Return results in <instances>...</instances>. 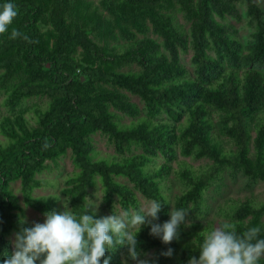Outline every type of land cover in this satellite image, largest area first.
Wrapping results in <instances>:
<instances>
[{
  "label": "trees",
  "instance_id": "16d2710c",
  "mask_svg": "<svg viewBox=\"0 0 264 264\" xmlns=\"http://www.w3.org/2000/svg\"><path fill=\"white\" fill-rule=\"evenodd\" d=\"M242 1L253 30L248 54H243L236 29L224 22L227 16H238L233 0H98L95 4L0 0V6L13 3L18 9L8 31L0 35V92L6 94L0 106L8 111L0 116L4 138L0 140V264L12 254L8 235L29 227L20 215L22 207L12 183L19 181L26 206L41 213L54 210L55 196L33 195L47 185L36 175L68 151L77 171L65 179L61 192L78 217L87 207L88 190L97 182L107 209L112 211L118 201L122 210L139 211L135 192L115 179L125 177L144 197L162 204L153 222H166L168 206L161 182L169 175L178 149L183 155L212 160L198 174L181 169L189 188L179 198L178 209L202 207L205 189L225 168L244 167L264 178V115L253 144L255 162L250 156L251 123L264 106V73L251 67L240 75L237 69L246 61L264 64V10L254 0ZM176 11L191 21L188 31ZM13 28L29 39H10ZM149 30L158 38L149 36ZM189 50L193 77L180 61L181 53ZM125 66L137 69L121 70ZM128 93L142 100L145 116ZM39 96L46 97L47 104L34 108L32 125L19 108ZM211 107L228 124L224 132L233 139L236 152L227 151L217 137ZM122 116L137 119L122 124ZM96 133L107 135L117 152L132 147L141 152L120 159L97 157L92 142ZM159 156L164 162L150 167ZM93 212L87 208L88 214ZM262 214L264 203L229 205L224 213L228 220L219 226L234 222L240 234L256 225L261 228L259 238H264V223L244 222V217L257 220ZM100 217L95 213L94 218ZM212 229V224L181 225L178 239L165 245L150 235L146 224L138 233L137 251L157 249L159 260L165 261L168 257L160 253L172 248L175 264H188L191 257L199 259L204 234ZM121 253L130 257L126 247H117L104 258L110 257V264H123Z\"/></svg>",
  "mask_w": 264,
  "mask_h": 264
},
{
  "label": "rangeland",
  "instance_id": "374dc122",
  "mask_svg": "<svg viewBox=\"0 0 264 264\" xmlns=\"http://www.w3.org/2000/svg\"><path fill=\"white\" fill-rule=\"evenodd\" d=\"M92 1L94 4L98 3V0H87ZM255 1V0H254ZM237 11L238 16H227L224 20L225 23L232 25L236 29V33L240 41L243 43L245 47V51L243 54H248V48L252 44V38L250 34L252 33V29L248 26L249 16L246 12V5L242 0H233ZM256 2V1H255ZM257 3V2H256ZM178 21L185 27L188 31L191 25V21L182 13L176 11ZM148 35L154 38H158L156 34L152 32V30L148 31ZM138 37H142L141 34ZM98 39V38H97ZM100 45H105L104 39L99 40ZM210 54L213 56L215 55L214 51H210ZM192 51L189 50L186 53H181L180 61L185 67L189 70L190 75L193 77L195 76L194 72V65L191 61ZM257 68L264 73V64L256 62V61H246L237 69L240 75H242L243 70L248 68ZM224 68L228 69L229 66L224 64ZM130 69H137L135 66H125L122 67L121 70H130ZM5 93L0 92V104L5 98ZM130 100L137 103L138 106L141 108V116H145L146 114L143 111V102L142 100L136 96L128 93ZM47 104L46 97H33L27 99L23 102L22 106L19 108V111L23 112L26 118L28 119L29 123L35 125L34 122V108H44ZM8 114L7 109L1 105L0 106V116ZM264 115V106L255 113L254 119L251 123V160L255 162L254 157V141L256 138V132L258 128V124L262 120ZM210 116L214 123V131L222 142V145L227 151L236 152V144L234 143L233 139L229 137L225 132V127L228 124H224L221 121L220 112L218 109L211 107L210 108ZM137 119V118H136ZM136 119H132L128 116H122L120 118V122L122 124H130L135 122ZM159 118H155L157 120ZM0 140H4V138L0 135ZM93 145L98 152L97 157L113 159L114 156L118 159L123 157H128L132 154L141 152L139 147H132L130 150H125L123 153L117 152L114 146L113 141L104 134L96 133L92 137ZM177 155L170 161L171 170L167 177H165L161 182V190L162 193L167 198V216L166 220L170 219V212L172 209L180 210L177 207V202L179 198L188 190L189 184L181 178L180 171L182 168L186 167L189 169L193 174H198L204 170H206L211 164L212 160L210 158L202 157V158H195L192 155H183L180 149L177 150ZM164 162V159L159 156L157 158V162L155 165H150V167L154 168L158 164ZM48 167L40 174L36 175L37 178L46 181L47 185L42 186L41 188H37L33 191L34 196H55L56 198H60L61 200H56L55 210L63 211V203L68 205V198L64 194H62L61 190L65 186V179L73 175L77 170L72 164L71 160V152L68 151L66 155L60 157L56 163L47 162ZM117 181L128 185L136 194L139 202L140 208L146 207L150 201H153L147 197H144L125 177H116ZM12 188L14 193L19 198V203L22 207V211L20 213L22 219L28 224L29 227L33 226L34 222L42 223L44 221V213L38 212L23 203L22 194L20 192V184L19 181L12 183ZM103 191L100 182H97L96 186L90 188L88 190L87 198L86 199V206L89 205L88 208L95 211L96 214L103 216H108L111 214H119L122 211L118 201H116L114 208L112 211L107 209L102 200ZM47 198V197H46ZM47 200V199H46ZM63 201V203H62ZM264 203V178L258 171L255 173H248L244 167H234L233 169L225 168L221 173L218 180L213 182L210 186L205 189L204 192V204L202 207L198 209H193L189 207L184 209L187 211V215L185 217V224L189 221L191 225L194 224H212L213 228L218 227L221 221L228 220L227 217L224 216L225 211L228 209L229 205H249V206H259L260 204ZM94 204H99L98 209L94 208ZM69 207V205H68ZM70 210V207H69ZM150 219V218H149ZM257 221L256 223H264V214H262L257 220L254 219L253 216L249 215L244 217V222L247 225L253 224V222ZM185 224H181L185 226ZM256 226V225H254ZM253 226V227H254ZM186 227V226H185ZM189 227V226H187ZM15 232L12 231L8 235V239L11 242V250L13 252V244L12 241L14 240ZM139 259H147L149 264H175L176 255L173 254L171 257H168L165 261L159 260V252L157 249H150L144 253L139 252ZM120 259L123 264H137L135 260L131 257H127L124 253L120 254Z\"/></svg>",
  "mask_w": 264,
  "mask_h": 264
},
{
  "label": "clouds",
  "instance_id": "9594fccd",
  "mask_svg": "<svg viewBox=\"0 0 264 264\" xmlns=\"http://www.w3.org/2000/svg\"><path fill=\"white\" fill-rule=\"evenodd\" d=\"M17 15L15 4L4 3L0 6V35L8 31ZM18 37L29 39L13 28L9 38ZM56 200H61V197ZM89 205L93 204H88L78 217L63 203V211H47L42 223L34 222L31 227L21 228L14 234L11 256L4 259L2 264H110V257L104 258L105 254L117 247H126L128 255L137 264H149L147 259L138 258L137 236L141 227L149 225L150 235L169 245L178 239V229L185 224L187 215L184 209H172L168 221L154 223L158 220L162 204L153 200L139 211L122 210L119 214L94 218L95 211L87 213ZM98 207L99 204H94L95 209ZM190 224L189 221L185 226ZM260 232L261 228L254 226L238 234L234 222H224L205 232L199 259L191 257L188 264H259L264 258V238H259ZM173 251L168 248L160 255L171 257Z\"/></svg>",
  "mask_w": 264,
  "mask_h": 264
},
{
  "label": "crops",
  "instance_id": "0c3cea01",
  "mask_svg": "<svg viewBox=\"0 0 264 264\" xmlns=\"http://www.w3.org/2000/svg\"><path fill=\"white\" fill-rule=\"evenodd\" d=\"M257 4L264 10V0H255Z\"/></svg>",
  "mask_w": 264,
  "mask_h": 264
}]
</instances>
